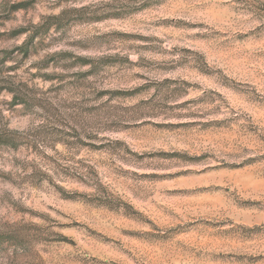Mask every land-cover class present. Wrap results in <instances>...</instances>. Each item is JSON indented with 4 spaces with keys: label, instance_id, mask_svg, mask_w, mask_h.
Listing matches in <instances>:
<instances>
[{
    "label": "rangeland",
    "instance_id": "obj_1",
    "mask_svg": "<svg viewBox=\"0 0 264 264\" xmlns=\"http://www.w3.org/2000/svg\"><path fill=\"white\" fill-rule=\"evenodd\" d=\"M0 264H264V0H0Z\"/></svg>",
    "mask_w": 264,
    "mask_h": 264
}]
</instances>
